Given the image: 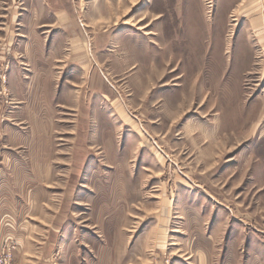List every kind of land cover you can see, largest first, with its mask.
<instances>
[{
	"label": "rangeland",
	"instance_id": "1",
	"mask_svg": "<svg viewBox=\"0 0 264 264\" xmlns=\"http://www.w3.org/2000/svg\"><path fill=\"white\" fill-rule=\"evenodd\" d=\"M246 3L0 0V168L15 167L0 183V264H264V44ZM41 52L60 115L38 182L11 140ZM88 103L92 132L112 140L74 174Z\"/></svg>",
	"mask_w": 264,
	"mask_h": 264
},
{
	"label": "crops",
	"instance_id": "2",
	"mask_svg": "<svg viewBox=\"0 0 264 264\" xmlns=\"http://www.w3.org/2000/svg\"><path fill=\"white\" fill-rule=\"evenodd\" d=\"M259 1L260 0H249V3H246L244 9L241 11V14L244 13L243 18L248 22L249 27L257 31L255 36L256 43L261 45L264 44V36L261 35V33L264 32V0L262 1V4ZM32 60L35 62L47 61L48 64L44 63V65H42V62H38L37 64L31 63L32 65H28L29 68L24 70V74L32 78L26 80L27 84L31 82L32 85L24 86L22 90V92H25V95L23 96V100H19V103L17 104L18 108L20 110L22 109L20 112L21 116L17 118V121L19 125H26L27 129H25V132H22L19 128V130H17V132H21L22 136L25 134L24 140L23 138H20L18 134L16 137L19 138V141L16 142L13 141V139L10 140L13 142V148L23 147L27 157H29L28 164H26L24 171L30 173L31 178H37L38 182L40 180L43 182L46 180V176L52 171L51 167H53L52 154L54 143L51 126L58 122L60 115L58 110L60 108L48 98L49 90L45 84V77L54 70V60L52 61L50 53L41 52L35 54ZM93 72L94 69H91V74H93ZM12 77L13 75L9 74V82L11 85L9 88H11L14 83ZM85 105L86 106L82 107H79L78 105L75 106L77 120L75 124V135L73 136L72 161L70 164V172L74 174H82V172L89 171L91 165H87L86 158L88 157V154L91 153V149L98 151V148L101 146L106 152L108 148V143L106 142L112 140V138H108V134L105 131L98 133L92 132L93 129L91 130L90 127L92 126L91 121L94 118L93 116H95V110H93L92 107L90 108L89 103ZM13 114L14 113L11 115L9 114L8 119L16 121V118L12 116ZM260 139L264 140V134L257 138L256 144ZM96 141H101V144L95 146L94 143ZM256 144L252 146V149ZM4 152L5 156H8V154L11 153L9 148H5ZM95 158L97 159V162L101 161L98 159L100 156H96ZM14 170L15 167H13L12 164L5 166V168H0V171L6 173L4 178L1 176L4 180H0V183L3 181V183L5 182L7 185H10L11 175L7 174L12 173ZM40 173L42 174L41 178L39 176ZM79 177L80 176L77 178ZM41 185V188H43V183ZM32 186L33 185L30 187ZM8 188L10 189L11 187L8 186ZM32 189L33 188H30L26 195L29 198L27 199V211L29 212H33L32 205L34 204V199L33 195H31L33 193ZM61 216L62 215L60 214L57 217L59 218ZM54 222L55 221L53 220V224H55Z\"/></svg>",
	"mask_w": 264,
	"mask_h": 264
}]
</instances>
